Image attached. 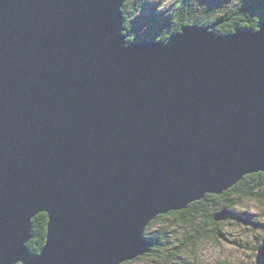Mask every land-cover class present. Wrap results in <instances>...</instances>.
I'll return each mask as SVG.
<instances>
[{
    "label": "water",
    "instance_id": "water-1",
    "mask_svg": "<svg viewBox=\"0 0 264 264\" xmlns=\"http://www.w3.org/2000/svg\"><path fill=\"white\" fill-rule=\"evenodd\" d=\"M125 1L0 0V264H122L157 215L264 172V19L128 40Z\"/></svg>",
    "mask_w": 264,
    "mask_h": 264
},
{
    "label": "trees",
    "instance_id": "trees-1",
    "mask_svg": "<svg viewBox=\"0 0 264 264\" xmlns=\"http://www.w3.org/2000/svg\"><path fill=\"white\" fill-rule=\"evenodd\" d=\"M133 1L126 0L122 6L124 33L127 34L128 40L141 38L165 40L169 35L177 33L183 26L192 24L205 26L218 23L214 30L219 34L232 32L236 28H248L255 31L259 29L260 21L264 19V0H239L225 10L223 6L227 0H178L168 8L166 14L158 13L159 29L145 24L139 27L135 23L138 21H130L129 15L132 16L139 12L148 1L141 0V4L136 6L133 5ZM204 5L208 10H217L218 14L202 13L201 9ZM150 10L152 11L150 21H156L157 14H154L151 8ZM133 17L136 18V15ZM144 28L145 31H143ZM262 184H264V172L246 174L237 184L222 193L206 194L202 199L189 203L182 210H173L156 216L145 227L143 233L144 238L151 243L149 251L122 264H131L142 258L151 259L152 264H245L226 260L204 263L194 258L191 259L190 254H195L193 250L201 241L215 240L216 234L219 233L220 223L215 219V215L223 210L228 211V219L239 220L238 218L241 217L247 219L246 226L251 230L253 229L249 226L264 229V223L253 218L250 213H237L235 210L241 204V199L257 197L260 193L259 186ZM235 223L238 224L236 221ZM46 224V213L40 212L33 217L32 237L27 242L31 254L38 253L44 245ZM173 226L177 229L170 230ZM173 232H178V235H173ZM263 244L264 235L261 237L260 244L251 249L254 251L257 262L260 261L259 254ZM241 247L247 248L248 246L241 245Z\"/></svg>",
    "mask_w": 264,
    "mask_h": 264
},
{
    "label": "rangeland",
    "instance_id": "rangeland-1",
    "mask_svg": "<svg viewBox=\"0 0 264 264\" xmlns=\"http://www.w3.org/2000/svg\"><path fill=\"white\" fill-rule=\"evenodd\" d=\"M147 4L141 8L136 14V18L129 15L130 21L135 22L141 27V24L150 26L156 29L158 27V13L166 14L168 8L178 0H147ZM239 2V0H227L224 2L223 10L229 9V7ZM140 5L141 0H134L133 5ZM154 11V14H157L156 21H150L151 13ZM170 12V11H169ZM168 12V13H169ZM202 13L208 15L218 14L217 10L210 9L204 5L201 9ZM129 19V18H128ZM156 22V23H155ZM194 25V24H192ZM187 26V25H185ZM143 27V26H142ZM148 28V27H145ZM145 28L143 31H145ZM152 28V29H153ZM138 40V39H137ZM260 193L257 197H252L248 199H241V204L239 207H236L235 210L237 213H250L253 218H257L258 221L264 223V184L259 186ZM235 219H219V233L216 234L215 240H203L194 248V255L190 254L191 259L197 261H202L204 263H214L217 260H226L232 263H245V264H260V261L257 262V259L254 257V251L251 250L253 247H256L261 242V237L264 235V229L257 228V226H249L253 230L249 229L246 225L248 220L243 219V217ZM238 222V224L235 223ZM157 227V226H154ZM177 229L176 226H173L170 230ZM173 235H178V232H173ZM248 246L247 248L241 247ZM264 245V244H263ZM264 250V246L262 247ZM263 253V252H262ZM261 259V258H260ZM127 262V261H125ZM124 262V263H125ZM153 261L149 258H142L131 264H152Z\"/></svg>",
    "mask_w": 264,
    "mask_h": 264
},
{
    "label": "bare ground",
    "instance_id": "bare-ground-1",
    "mask_svg": "<svg viewBox=\"0 0 264 264\" xmlns=\"http://www.w3.org/2000/svg\"><path fill=\"white\" fill-rule=\"evenodd\" d=\"M186 2V1H185ZM229 16V15H228ZM213 24V23H212ZM209 25H211V24H209ZM230 32V31H229ZM36 216V215H35ZM158 216V215H157ZM47 225V224H46ZM149 225V224H148ZM32 232V231H31ZM147 240V239H146ZM148 241V240H147ZM149 242V241H148ZM36 254V253H35ZM123 262H125V261H123Z\"/></svg>",
    "mask_w": 264,
    "mask_h": 264
}]
</instances>
